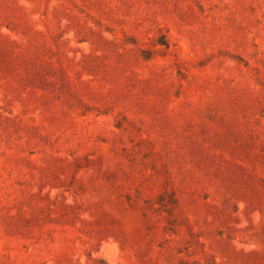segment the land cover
Returning <instances> with one entry per match:
<instances>
[{"label": "rangeland", "instance_id": "374dc122", "mask_svg": "<svg viewBox=\"0 0 264 264\" xmlns=\"http://www.w3.org/2000/svg\"><path fill=\"white\" fill-rule=\"evenodd\" d=\"M0 264H264V0H0Z\"/></svg>", "mask_w": 264, "mask_h": 264}]
</instances>
